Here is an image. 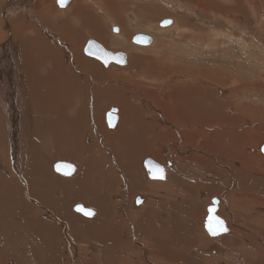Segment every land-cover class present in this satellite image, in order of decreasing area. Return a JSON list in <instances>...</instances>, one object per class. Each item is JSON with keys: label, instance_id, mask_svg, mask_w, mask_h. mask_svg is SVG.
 Segmentation results:
<instances>
[{"label": "bare ground", "instance_id": "bare-ground-1", "mask_svg": "<svg viewBox=\"0 0 264 264\" xmlns=\"http://www.w3.org/2000/svg\"><path fill=\"white\" fill-rule=\"evenodd\" d=\"M166 1L151 0L165 4L163 6L174 12L182 13L186 8L194 17L196 13L207 16L203 23L210 30L205 36L195 32L203 48L187 40L182 47L180 44L179 50L175 49L185 55L192 54V57H185L190 66L185 70L187 74L172 72L178 69L174 62L166 67L164 63L170 61L169 58L159 60L160 63H154V66L142 52L151 71L150 78L157 76V83H182L172 107L163 100L168 98V93L161 95L164 116L155 106L158 94L149 91L148 84V91L141 89L144 87L141 84L133 85L136 78H147L137 76L141 68L132 63L118 68L116 76L120 80L115 79V84H131L126 92L120 91L107 85L115 75L112 69L107 71L101 67L97 57L92 59L82 55L88 37L99 40L103 48L112 47L111 39L116 38L123 49L131 53L123 44L125 41L117 35L113 38L104 35L102 31L106 21L124 28L129 21L134 24V15L125 10L133 7L136 11L134 5L120 0H67L61 7L58 0H7L4 8L0 6V41L6 39L2 34L5 33L3 19H8L6 15H10L13 8L12 13L20 11L18 19H10L8 35L11 39L0 48V59L5 56L9 60V69L0 74V90L10 85L8 102L16 110V114L11 113L12 119L6 121L13 130L10 132L12 150L16 151L18 144L20 149L23 147L21 142L18 143L19 134L30 140L33 137L31 144H23L24 152L31 147L28 153L32 160L19 177L9 176L11 171L6 170L10 162L0 150V253L10 249L21 252L24 236L22 240L14 238L15 241L13 237L26 234L28 239H38L34 255L39 254V257L32 255L35 261L38 259V264L45 255L43 264H51V260L52 264H264V146H261L264 124L251 130L256 113L261 114L262 119H257L264 123V109H259L264 106L252 108V102L247 101L250 94L242 90L251 88L260 92L258 97L264 98V73L259 71L260 64H252L253 69L246 70L251 64H241L238 60L247 55L251 60L261 57L264 61V29L257 23L264 13V0H237L236 7L232 6L231 0ZM161 9L167 13L165 8ZM65 17L69 19L65 20ZM165 20L172 24L163 29L174 24L173 19L161 22ZM180 20L179 27L184 29L187 22L183 18ZM34 23L35 28L31 27ZM226 24L241 33L230 30ZM252 26L255 30L251 34ZM113 29L119 33L117 27ZM121 34L128 36L127 30ZM194 45L200 48L196 49ZM206 52L209 54L203 56L205 58L229 55L231 63L227 69L206 64L208 69L205 70L199 64L203 58L199 59V55ZM255 52L263 56L257 58L253 55ZM133 55L134 60L143 59ZM10 57L24 67V80L12 69ZM214 66L220 72H216ZM86 68L92 69L93 73ZM248 72L250 77L254 74L260 80L256 83L253 76L247 79ZM230 75L238 76L231 82L236 87L230 86ZM5 94L0 92V97L7 100ZM79 98L84 103L79 101L77 108V102L72 103ZM62 100L64 105L60 104ZM262 102L264 104V100ZM112 106L120 108H116L120 122L114 131H109L104 113ZM231 108L234 111H230ZM153 112L160 114L166 127L155 125ZM95 138L101 145L96 142L85 146L82 142L94 143ZM55 140H65L70 151L69 154L62 153L59 143L55 142L57 159L84 163L81 173L73 179V176H69L70 179L57 177L51 171L48 152L50 142ZM103 152L104 162L99 163L97 171H91L98 162L97 156L103 157ZM163 152H169L175 158ZM86 155H92L88 161ZM146 156L153 157L155 163L167 159L172 166L165 183L143 181L140 167ZM126 192L131 199L125 200ZM138 193H147L150 199L136 211L134 203ZM213 197H218L221 202L217 214L229 223L228 232L216 239L203 235L205 207ZM154 199L156 201L149 204ZM75 203L94 209L93 219L73 213ZM66 238L72 247L70 251L66 248L65 257L62 250L68 244ZM31 241L29 246L33 245ZM201 244H205L201 253L206 254V259L197 251ZM90 247L94 253L87 250ZM212 252L219 253L214 255ZM26 257L30 256L26 253ZM14 260L16 264L24 263L16 257Z\"/></svg>", "mask_w": 264, "mask_h": 264}, {"label": "rangeland", "instance_id": "rangeland-1", "mask_svg": "<svg viewBox=\"0 0 264 264\" xmlns=\"http://www.w3.org/2000/svg\"><path fill=\"white\" fill-rule=\"evenodd\" d=\"M120 1H122L123 3H126V2H128L129 4H131V5H134L135 7H136V11H134L133 10V7H130V9L128 8V9H125L126 10V12L127 13H131V14H133L134 15V19H133V21H135L134 22V24H133V22L132 21H129L128 23H126L124 26H125V28L124 27H122V26H120L119 24H116V23H108L107 21H106V27H104L102 30V32H103V34L104 33H106L109 37H119V39H121L122 41H125L126 43H123L124 45H126L127 47H129L130 48V50L132 51L131 53H130V51L128 52V51H126V50H124L123 49V45H121L120 44V40H118V39H116V38H113V39H111V45H112V47H107L106 46V48H105V50H107V51H111V52H113V53H125V54H127V64L126 65H122V66H127L128 64H130V63H132L133 65H135V66H137V67H139V68H141L140 69V72L137 74V76L138 75H140V76H142V77H147V78H145V79H140V77H138V78H136L135 80H133V85H135L136 87H138L140 84L141 85H143L144 87H141V89H143V90H146V91H151V90H153V91H155L157 94H158V102H157V105H155L156 106V108L158 109V110H162L161 111V113H162V115L164 116V112H163V106H161L162 104H163V102H162V98L163 97H161V95L163 94V92H167L168 93V98L167 99H164L163 98V100H164V102L165 103H168V105H169V107H172L173 105H174V103H173V100L175 101V97H176V95H175V93H176V91L178 90L179 91V87L181 88V84L182 83H179V82H177V81H172L171 83L172 84H170L169 82L170 81H165L164 83H162V82H159V83H157L156 82V79H157V76H152V78H150L149 77V73L151 72V71H149L148 70V65H147V63H146V61H144V59H145V54L146 55H148V59H147V61H149V60H151L152 62H153V65H154V63H155V65L156 64H159L160 62H159V60H161V61H166V59L167 58H169V59H171L170 61H166L164 64H165V66L166 67H168L169 65H171V64H173V62H174V66H178L177 68V71H172V72H178V74H180V73H186V71L190 68V66H189V64H187L188 62L185 60V57H192V54L191 55H185V54H182V53H180V52H177L175 49H177V50H179V48H180V44H181V47L183 46L182 44H183V42L184 43H186L187 42V40H189L188 42H194L195 44H197V45H199V46H202L201 44H199V42H200V40H199V38H197V36L196 35H198V36H205V32H207V31H209L210 30V27L208 26V25H205V23H203V19H205V18H207V16H205V15H201L200 13H196V17H194L192 14H191V12H189L186 8H184V11L181 13V12H174V11H172V10H170L169 8L167 9V7H165L166 5L165 4H161V3H154V2H151V0H146L147 2H144L143 0H120ZM136 1H139V2H136ZM148 1H149V3H148ZM166 1V0H165ZM169 1V0H168ZM258 1H260V0H256L255 2H258ZM1 2H3V4L1 3ZM9 2V1H8ZM8 2H7V0H0V6L2 5L3 6V8L8 4ZM164 2V1H163ZM166 3H167V1H166ZM237 3V0H231V4H232V6L233 7H236V4ZM151 5H155V6H153V7H150ZM163 5H165V6H163ZM231 6V5H230ZM125 7V6H124ZM126 7H128V5H126ZM165 8L166 10H167V13L164 11V10H162L161 8ZM15 8H13V9H11L10 11H11V13H12V11L14 10ZM59 10H61V9H59ZM20 12V11H19ZM19 12H14V13H10V15H6V17L8 18V19H3V29H4V32L5 33H2L3 35H4V37L6 36V39H4L3 41H0V48H2V47H4V46H6L7 44H8V42H9V40L11 39V37L8 35V33H9V31H10V28H9V24H10V19H18L17 18V16L19 15L18 13ZM133 12V13H132ZM2 14H3V11L1 12ZM66 13V12H65ZM18 14V15H17ZM252 13H250L249 14V16L252 18ZM32 17H33V15H31ZM2 18V16H0V19ZM185 19L186 20V25L184 26V29L183 28H180L179 27V20L180 19ZM187 18V19H186ZM67 19H69V18H66L65 17V20H67ZM126 19H128V17H126ZM164 19H173L174 20V24H175V26H174V24L172 25V26H170V27H168V28H162V29H160L161 27L160 26H158V24L162 21V20H164ZM262 19V20H261ZM128 20H130V19H128ZM132 20V19H131ZM29 21H32V20H29ZM210 21H211V19H210ZM246 21H248V20H246ZM246 21H244V22H246ZM176 22V23H175ZM180 22H181V24H182V20H180ZM209 22V21H208ZM32 23V22H31ZM132 23V24H131ZM139 25H138V24ZM258 24H259V26L262 28V29H264V13H263V15L262 16H260V19L258 20V22H257ZM152 24H154V25H152ZM180 24V25H181ZM188 24H189V26H188ZM132 25V26H131ZM135 25V26H134ZM131 26V27H130ZM174 26V27H173ZM188 26V27H187ZM226 26L228 27V28H230V30H232V31H238L239 33H241L239 30H237L236 28H232V27H230L228 24H226ZM31 27H33V28H35V27H37L36 26V24L34 23V24H32L31 25ZM114 27H117L118 29H119V33H115L114 32ZM122 27V28H121ZM46 28V27H45ZM149 28V29H148ZM170 28V29H169ZM188 29V30H187ZM107 32H106V31ZM113 30V31H112ZM124 30H127V33H128V36H120V35H122L121 34V32L123 33L124 32ZM254 30H255V28H254V26H252V28L249 30L250 31V33L252 34V33H254ZM183 31V32H182ZM194 31V32H193ZM244 31H246V30H244ZM197 34H196V33ZM248 34H249V32L248 31H246ZM182 33H183V35L184 36H182ZM199 33H201V34H199ZM11 34V33H10ZM106 34H104V35H106ZM140 35V34H143V35H147V36H149V37H151L154 41L152 42V44H150V45H139V44H135L134 43V41H133V38L136 36V35ZM196 34V35H195ZM117 35V36H116ZM196 37V38H195ZM173 39V40H172ZM226 39V38H225ZM90 40H93V41H95V42H97V43H99L94 37H88L87 38V40H86V42L83 44V47H82V55L83 56H85L86 58H92V59H95V58H93V57H90V56H88L87 54H86V52H85V48L87 47V45H88V42L90 41ZM199 40V41H198ZM128 41V42H127ZM65 42V41H64ZM178 42V45H176V43ZM114 43V44H113ZM101 46H103L101 43H99ZM110 45V46H111ZM131 45V46H130ZM160 45V46H159ZM197 45H194V47L197 49V48H200V47H198ZM179 46V47H178ZM132 47H135V49L134 48H132ZM204 47V45L202 46V48ZM128 48V49H129ZM149 48V49H148ZM162 48V49H161ZM136 49H137V51H136ZM159 49H160V51L161 52H163V53H161L160 51H159ZM135 50V51H134ZM163 50V51H162ZM168 50H170V51H168ZM139 51V52H138ZM146 51V52H145ZM149 51H151V52H149ZM176 51V52H175ZM202 49H201V53H202ZM129 54H128V53ZM142 52L144 53V55L142 54ZM237 52V51H236ZM133 53L136 55V56H141V57H143V59L142 58H138V59H136V60H134V57H132V56H134L133 55ZM156 53V54H155ZM161 53V55H159ZM175 53V54H174ZM209 54V52H206V53H203L202 55H199V59H201L203 56H207L206 54ZM256 53V52H255ZM253 54L255 57H260V56H263L262 55V53H256V54ZM164 54V55H163ZM166 54V55H165ZM131 55V56H130ZM156 55V56H155ZM170 57H169V56ZM182 55H184V56H182ZM14 56V55H13ZM159 56V57H158ZM230 56L229 55H224V56H222L221 54H219V55H216V56H211V57H208V58H205V57H203L202 58V62H199V64L202 66V68H204L205 70H207L208 69V66H206V64H216V65H221V66H223L224 68H226L227 69V66H229L230 65V63H231V61H230V58H229ZM15 58V57H14ZM184 58V60H182L181 62H184L183 64L180 62V60L179 59H183ZM249 60H248V59ZM261 58V57H260ZM256 59L255 60V58L254 59H250L249 57H247V55L246 56H243L242 58H240V59H238L239 61H240V63L241 64H251V65H249V66H247V68H246V70H250V69H253L252 68V64H254V65H259L260 64V66H262V68H260L259 69V71H261L262 73H264V61H262L261 59ZM132 59L134 60L133 62H132ZM18 60V59H17ZM99 63H100V66L101 67H103L104 69H106L107 71H110L111 69H112V71L115 73V75L113 76H111V80H109L108 82H107V85H113L115 88H118V89H120V91H121V89L123 90V91H125L126 92V90H128L129 88V86L131 85V84H128V83H126V84H124V85H119V84H115V79H118V80H120L116 75H117V70H118V68L121 66V65H117V64H114V63H112V64H109L108 66H106L105 64H103V62H101L100 60H98V59H96ZM245 60V61H244ZM255 60V61H254ZM10 61H11V63H13L12 64V69L14 68V70L15 71H17L18 72V75H19V77L21 78H23V80H24V67H22L21 65H20V62H17V63H14L13 61H12V57H10ZM158 62V63H157ZM177 62V63H176ZM178 63H180V64H178ZM262 63V64H261ZM175 64H177V65H175ZM187 64V65H186ZM16 65V66H15ZM154 65V66H155ZM205 65V66H204ZM15 66V67H14ZM17 67V68H16ZM19 67V68H18ZM128 67V66H127ZM127 67H125V68H127ZM131 67H129V69H130ZM143 68H144V70H143ZM146 68V69H145ZM207 68V69H206ZM7 69H9V60H8V57H3V58H1L0 59V74L2 73V72H4V71H6ZM87 70H88V72H90V73H93V72H91V71H93L92 69H90V68H86ZM183 69V70H182ZM216 69V67L214 66V70ZM186 70V71H185ZM220 69H217V70H215L216 72H220L219 71ZM20 71V72H19ZM180 71H182V72H180ZM134 74H135V72H133ZM226 73H228V72H226ZM250 72H248L247 74H246V78L247 77H250V75L251 74H249ZM86 74H88V73H86ZM144 74V75H143ZM173 74H175V73H173ZM173 74H170V76L171 75H173ZM187 74V73H186ZM237 75H239V73H236ZM182 75V74H181ZM249 75V76H248ZM252 76H253V79H255V82L257 83L259 80H260V78H258L257 77V75H254V74H252ZM252 76L250 77L251 79H252ZM229 78H231V81H230V86H232V83H233V81L236 79V78H238V76H234V75H230V76H228ZM235 77V78H234ZM234 78V79H233ZM250 78H247V79H250ZM12 79V78H11ZM154 82H153V81ZM174 82H176V83H174ZM232 82V83H231ZM148 84V85H147ZM159 84V85H158ZM125 85H126V88H125ZM148 87H147V86ZM164 85H165V87H164ZM172 85V86H171ZM236 84H233V86L232 87H236L235 86ZM8 86L10 87V85L8 84ZM6 87V88H4V90L3 89H1L2 91H3V93H5L6 92V94H5V97L7 96V100H5V98H3V97H0V101L2 100V98L4 99L3 101H1L0 102V150L3 152L2 154H3V156H4V158L6 159V160H8L9 162H10V165H8V169L6 170V171H11L10 173H8L9 174V176H11L12 178L14 177V176H17V177H19L20 176V174H24V172H26V170L28 169V165H29V163L28 162H30L31 160H32V157L30 158V153H28V152H31L30 150H31V147H29L25 152H24V149H23V147H24V145L23 144H25V146H28L29 144H31V141H33V137L31 138V140L29 139V137L27 136V137H21V135H20V137H19V135H18V143H22V146L23 147H21V149L19 148L20 147V145L18 144L17 145V148H19L18 150L19 151H21V152H19V151H17V148H16V151H13L12 150V146H11V142H10V140H11V134H10V132H13V130L11 129V128H9V125L7 124V122L6 121H9V119H12V116H11V113H13V114H16V110L15 109H12L11 108V106H10V104H9V100H8V93H11V88L10 89H8L9 87ZM117 86V87H116ZM148 88V90H147V88ZM162 87H164V89H165V91L163 90V88ZM13 89L14 90H17V89H15L14 87H13ZM207 89H209V88H207ZM206 89V90H207ZM0 90V92H2ZM161 90H163V91H161ZM170 90H171V92H170ZM242 90L244 91V92H247V93H249L250 95L248 96V97H250V99L248 98V100L247 101H249V102H252V104L254 105V106H252V108L254 107L255 108V106H258V105H260V106H264V104H263V100H264V98H262V97H258V96H260V95H258V93H260V92H257V91H255V90H253V89H251V88H246V89H244V88H242ZM173 91V92H172ZM140 92H143V91H140ZM159 92V93H158ZM63 97V96H62ZM254 97V98H253ZM161 98V99H160ZM10 99L12 100V95H11V97H10ZM256 99V100H255ZM166 100V101H165ZM169 100V101H168ZM253 100H254V102H255V104H254V102H253ZM258 100L261 102H258ZM79 101H80V104H83L84 103V100L82 99V98H79L78 100L76 99L72 104L73 105H75L76 104V102H77V108H79ZM258 102V103H257ZM4 104H6V105H4ZM17 104V103H16ZM60 104H62V105H64V103H63V100H62V103L60 102ZM139 106H141V105H139ZM16 107V106H15ZM112 108H118V109H120L119 107H117V106H112V107H109V108H107L106 109V111L107 112H110L111 111V109ZM162 108V109H161ZM251 108V109H252ZM259 109H264V108H262V107H260ZM259 109H257V110H259ZM234 111V108H231L230 109V111ZM252 110H255V109H252ZM107 112L106 113H104L105 115V123H106V126H107V120H106V115H107ZM9 114H10V117H9ZM119 115V120H118V123L116 124L117 126H118V124H119V122H120V113H118ZM230 114V113H229ZM261 114H259V113H256V115H254V117L256 118V119H254L255 120V124L253 125V126H251V130H253L254 131V129H257V127H259V126H261L262 124H264L263 122H262V120H258L257 118L259 117L260 119H262L261 117ZM4 118H5V120H4ZM152 118H154V121L156 122L155 123V125L159 128V127H166L167 126V123H164V122H166L165 120H163L162 118H161V116H160V114H158L157 112H153V114H152ZM165 118V117H164ZM264 121V120H263ZM175 125L177 126V127H179V128H181L182 126L181 125H179V124H177V123H175ZM117 126H115L114 128H109V126H107L106 128L109 130V131H114L115 129H116V127ZM6 130V131H5ZM191 132H192V129H189ZM204 134V133H203ZM20 138V139H19ZM22 138V139H21ZM22 140V141H21ZM35 140V139H34ZM28 142V143H27ZM59 143V148H60V151L62 152V153H66V154H69L70 153V151H69V148H68V146H66V141L65 140H55V141H51L50 142V150H49V152H48V155L50 154V156H48V163L49 164H51V166H50V168H51V171L53 172L54 171V175L55 176H57V177H61V178H63V177H66V178H68V179H70L72 176V178L71 179H73V178H75L79 173H81V171H82V169H83V166H84V163H82V162H79V161H70V160H61V159H57V147H58V145H57V147H56V145H54V143ZM83 142V144L85 145V146H91V145H94L96 142H97V144L99 143L100 144V141H98L96 138L94 139V143H92V142H90V141H88V140H84V141H82ZM81 142V143H82ZM101 145V144H100ZM55 146V147H54ZM261 146L263 147L264 146V141H262V144H261ZM260 146V147H261ZM261 147V148H262ZM67 148V149H66ZM66 150V151H65ZM102 150V149H101ZM23 151V152H22ZM50 151H51V153H50ZM68 151V152H67ZM19 152V153H18ZM15 153V154H14ZM22 153V154H21ZM23 153H24V155H23ZM26 153V154H25ZM163 153H165L168 157H172V158H175L174 157V155H172L171 153H169V152H163ZM26 156V157H25ZM90 156H92V155H90ZM90 156L88 155H86V161H88L89 159H90ZM17 159H19V160H17ZM23 157H25L26 159H23ZM93 157H95V156H93ZM97 157H99L98 158V162L96 163V165H95V163H94V166H93V168H91L90 170L91 171H94V170H96L97 171V169L100 167L99 166V163H102V162H104V152H103V157H100V156H97ZM21 158V159H20ZM23 159V160H22ZM102 159V160H101ZM147 159H153V160H155L153 157H151V156H146L144 159H143V161H142V164H141V167H140V170L142 171V176H143V178L145 179H143V181H146V179H147V181H149L151 184H156V182L157 183H165L167 180H168V178H169V174H170V172H171V170H172V166L168 163V161H167V159H165V161H163V163L162 162H160V161H157L156 160V163L157 164H159V165H161V166H163V167H165V169H166V173H167V176H166V179L165 180H160V181H154V180H152V179H150L149 177H148V174H147V171H146V169H145V166H144V162H145V160H147ZM18 162V167H17V162ZM22 161V162H21ZM12 162V163H11ZM57 162H67V163H70V164H73V165H75L76 166V172L71 176V177H67V176H64V175H61V174H59V173H57L55 170H54V167H53V165L55 164V163H57ZM79 162V163H78ZM15 163V164H14ZM21 163V164H20ZM22 163H25V165L24 164H22ZM78 163V164H77ZM168 164V165H167ZM14 165H16V166H14ZM14 166V167H13ZM23 166V167H25L24 169H23V167L21 168V167ZM17 167V168H16ZM170 167V168H169ZM15 169V170H14ZM17 169V170H16ZM23 170V171H22ZM144 170V171H143ZM17 172H19V173H17ZM93 173V172H92ZM19 174V175H18ZM77 174V175H76ZM76 175V176H75ZM12 178H11V180H12ZM152 181V182H151ZM125 182V181H124ZM199 182H202L201 180L199 181ZM207 184V183H206ZM139 195H142V196H146L147 197V199H146V197H145V203L143 202L140 206L142 207V206H144L145 204H146V202L148 201V199H150L149 197V195L147 194V193H138ZM115 195H116V193L114 192V194H113V196H114V199L113 200H115L116 198H115ZM136 196H138L137 194H136ZM128 197V198H127ZM135 198V195H133V197H132V200ZM129 199H131L130 197H129V193H127L126 192V198H125V200H129ZM218 200V204L217 205H215L214 203H213V201L214 200ZM213 199H212V201H211V203L210 204H208L206 207H205V211H204V225H203V235L204 236H206L207 235V237L209 236V238H212V239H216V238H218V236H216V237H214V236H211V234L209 233V232H207V228H205L206 227V223H207V220H208V217L210 216V214H211V211H210V209L212 208V207H214L213 209H215V211H213V214L216 216L217 215V217L218 218H220L221 220H223L224 221V223L226 224L225 225V227H226V229H227V225L229 224L228 222H227V220L226 219H224L223 217H221V216H219L218 214H217V212L219 211V210H217L219 207H220V199L218 198V197H213ZM30 200V199H29ZM156 200L154 199V200H150L149 201V204H151V203H153V202H155ZM117 202L118 203H120L119 202V199H117ZM127 204V203H126ZM135 204V203H134ZM148 204V205H149ZM77 205H82V206H84L85 208H87V209H90V210H92V211H94L95 213L94 214H96V211L94 210V209H92V208H90V207H86L84 204H82V203H75V204H73L72 205V212L73 213H76V214H79V215H81V216H83L82 214H80V213H77V212H75V210H74V206H77ZM140 206H136V205H134V208L136 209V211H138L139 209H141V207ZM210 212V213H209ZM46 217H48V219H50V216H46ZM84 218H88V217H85V216H83ZM89 219V218H88ZM90 219H93V217L92 218H90ZM228 223V224H227ZM59 224H61V223H59ZM228 230L229 229H227L226 231H225V233H227L228 232ZM224 233V234H225ZM223 234V235H224ZM14 234H12V236H13ZM23 236H24V238H25V240L23 239ZM222 236V235H221ZM220 237V236H219ZM17 240L18 238H19V240H22L24 243H22V245H20L21 247H22V249H21V252L20 251H18V250H15V249H13L12 251H11V249L9 250V252H7V253H0V264H5V262H7V264H10L9 263V261L8 260H10L12 263L14 262H16L15 260H14V257H16V258H18L20 261H23L24 263L23 264H28V263H31V264H38L36 261L38 260H34L33 259V257L35 256L34 255V252L36 251V250H34L36 247L35 246H37L38 244H39V242H38V239L37 240H33V239H31V237L28 239V236L26 235V234H22V235H20V236H15V237H13V241H15V239ZM28 239V240H27ZM29 240H32L30 243H32L33 245L32 246H29ZM66 240H67V243L68 244H66L65 245V248L62 250V254L64 253V256L66 255L67 256V253L68 252H66V250L68 249V251H70L71 250V247H72V244L70 243V245H69V242H68V239L66 238ZM26 241H27V243H26ZM35 244H37V245H35ZM214 244H217V245H219L218 243H216V242H214ZM25 245V246H24ZM69 245V246H68ZM93 245H96V244H93ZM24 246V247H23ZM204 246V247H203ZM207 246V245H206ZM69 247V248H68ZM223 247V246H222ZM25 248V249H24ZM67 248V249H66ZM91 248H93V247H90V248H88L87 250H89V252H91V253H94V252H92L91 251ZM203 248H205V244H201L198 248H197V251H198V253L199 254H201L202 255V257L204 258V259H206L207 257H205V255L204 254H202L201 252H202V249ZM224 248V247H223ZM24 250H26V251H24ZM60 250H61V248H60ZM64 250H65V252H64ZM32 251V252H31ZM217 251V250H216ZM18 252V253H17ZM28 254L30 257L28 258V257H26L25 258V254ZM84 253H85V250H84ZM83 253V254H84ZM71 253L69 252V255H70ZM32 255H34L33 257H32ZM65 256V257H66ZM81 256H82V254H81ZM36 258L37 257H39V254H38V256H35ZM64 257V258H65ZM28 258V259H27ZM31 258V259H30ZM46 258V255L44 256V258H42V260H41V264H43L44 263V259ZM26 259V260H25ZM30 259V260H29ZM44 260V261H43ZM26 261H28V263L26 262ZM30 261V262H29ZM52 261L53 260H51V264H52ZM33 262V263H32ZM35 262V263H34ZM16 264V263H15ZM77 264H79V263H77ZM81 264V263H80Z\"/></svg>", "mask_w": 264, "mask_h": 264}, {"label": "water", "instance_id": "water-1", "mask_svg": "<svg viewBox=\"0 0 264 264\" xmlns=\"http://www.w3.org/2000/svg\"><path fill=\"white\" fill-rule=\"evenodd\" d=\"M167 21H169V20H165V21L161 22L159 24V26L162 28V27H167V26L172 24V22L166 24L165 22H167ZM114 30H115V32H117L116 29H114ZM141 37L145 38V39H143V40L138 39V38H141ZM133 41L136 44L149 45V44H151L152 39L149 36H147V35L144 36L143 34H140V35L138 34V35H136L134 37ZM85 52H86V54L88 53L92 57H95V58L97 57L106 66H108L109 64H112V63L117 64V65H121V66L127 64L126 54H123V53H117V54L109 53L100 44H98L97 42H95L93 40H90L88 42V45L85 48ZM117 111L118 110L116 108H112L111 111L108 112L107 115H106L107 124H108L109 128H111V129L116 126V123H117V120H118V118L116 116ZM263 151H264V147H263ZM66 166H70V167H66ZM144 166H145V168L147 170V173H148V176H149L150 179L155 180V181L165 180L166 179V169L163 166L155 163L152 159L145 160ZM53 167H54V170L57 173H59L61 175H64V176H67V177L72 176L76 172V166L73 165V164L67 163V162H57V163H55L53 165ZM159 169L163 170V177H164L163 179L159 178V172H158ZM65 173H70V174L66 175ZM135 201H136L135 204L137 206H140L145 201V197L142 196V195H139L138 197H136ZM213 203L215 205H217L218 204V200H214ZM78 208L80 210H78ZM74 210H75V212L80 213V214H82V215H84L86 217H92L94 215L92 210L86 209L82 205L75 206ZM89 211H91L93 214L92 215H87L86 213L89 212ZM213 217L218 218L217 216H215L213 214V211H211V214L208 217V220H207V223H206V228H207V230H208V232L210 234H211V232L209 231V222H210V220H211L212 228L213 229H217L218 228V225L216 224L215 219H212ZM218 219L220 220V218H218ZM224 227H225V225H224ZM224 233H225V231H221V232H219V234H217V235H212L211 234V236L216 237V236L222 235ZM218 253L219 252H215V253L212 252V254H214V255H217Z\"/></svg>", "mask_w": 264, "mask_h": 264}, {"label": "snow or ice", "instance_id": "snow-or-ice-1", "mask_svg": "<svg viewBox=\"0 0 264 264\" xmlns=\"http://www.w3.org/2000/svg\"><path fill=\"white\" fill-rule=\"evenodd\" d=\"M66 2H67V0H58V3L60 4L61 7L65 6ZM165 23L168 24V23H171V21H167ZM138 39L143 40L145 38L141 37V38H138ZM66 167H70V166H66ZM158 172H159V178L163 179L164 178L163 177V170L159 169ZM65 174L67 175V174H70V173H65ZM78 210H80V209L78 208ZM211 211H215V209H212ZM86 214L87 215H92L93 213L91 211H89ZM212 219H215L216 224L218 225L217 229H213L212 228V224H211V220H210V222H209V231L211 232L212 235H217V234H219V232L227 230L224 227V223H223L222 220H219L218 218H215V217H213Z\"/></svg>", "mask_w": 264, "mask_h": 264}]
</instances>
